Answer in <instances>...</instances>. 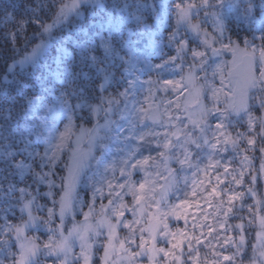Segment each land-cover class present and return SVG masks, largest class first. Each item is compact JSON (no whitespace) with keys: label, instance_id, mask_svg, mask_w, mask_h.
Wrapping results in <instances>:
<instances>
[{"label":"snow or ice","instance_id":"obj_1","mask_svg":"<svg viewBox=\"0 0 264 264\" xmlns=\"http://www.w3.org/2000/svg\"><path fill=\"white\" fill-rule=\"evenodd\" d=\"M20 7L0 0L7 46L0 51V264H41V258L92 264L99 248L101 264H139L144 258L148 264H243L244 217L230 226L227 220L244 210L246 194L256 196L252 187L235 190L245 176L253 185L264 176V159L253 172L246 154L256 150L257 136L264 140V0H29L18 14ZM144 10H150L154 24ZM201 11L205 21L212 19V33L202 28ZM173 17L165 44L164 29ZM233 20L245 24L251 38L237 31L233 39ZM30 24L37 29L31 34ZM181 27L199 49L189 51ZM145 37L148 44L141 49ZM164 47L175 55L152 65L148 49L162 56ZM228 54L231 60L223 59ZM189 55L192 63L186 65ZM142 62L148 71L171 67L172 74L182 75L141 82L137 72L143 75L145 68L137 65ZM143 84L157 87H149L141 101L137 92ZM157 90H171L175 98L155 103ZM77 118L94 122L77 126ZM245 118L247 132L233 134L229 129ZM241 143L247 147L241 149ZM229 151L244 153L231 171L235 157L215 158ZM259 151L264 157V147ZM178 171L191 172V178L183 177V188ZM135 172L143 173L138 181ZM225 183L228 187H220ZM81 186L85 192L91 188L88 200L80 197ZM248 211L259 228L249 264H264V216L251 205ZM77 214L83 219L77 221ZM210 215L222 216L219 229L234 228L238 239L228 235L220 244L217 229L207 223ZM170 220H183L184 227L173 229ZM121 230L127 235L121 237ZM216 245L234 251L224 255ZM201 247L211 260L201 256Z\"/></svg>","mask_w":264,"mask_h":264},{"label":"trees","instance_id":"obj_2","mask_svg":"<svg viewBox=\"0 0 264 264\" xmlns=\"http://www.w3.org/2000/svg\"><path fill=\"white\" fill-rule=\"evenodd\" d=\"M11 3H16L18 5H21V7L18 9V14H21L23 13V4L24 3H28L29 0H10ZM121 2H123V0H121ZM139 2L141 3H152L153 0H139ZM260 2V0H256V3L258 4ZM109 3H111V0H109ZM143 14L147 17V22L149 24H154L155 23V20L154 18L151 16L150 14V10H144ZM257 15H259V10H257ZM199 19L202 21V28H206L207 31L209 33H212V19L211 18H208L206 21L204 20V12L201 11L200 14H199ZM45 20L48 22L49 20H51V17L49 16H45ZM196 18L194 17V22H195ZM168 24L170 25L169 27H166L164 29V36H165V44L167 43V40H166V37L168 36V34L173 30V28L175 27V19L174 17L173 18H170L168 20ZM129 27H132L133 29H135V25L134 24H130ZM230 28L232 29L233 31V39H236V36H235V32H239L240 33V36H245L247 35L249 38H251V33L247 31V26L243 23H237L235 20L232 21L231 25H230ZM6 29H3V28H0V51H5L6 52V49H7V46L4 44V41H3V36H2V33L3 31H5ZM28 33L31 34L33 31H37V29L35 28L34 25H29L28 26V29H27ZM180 33H181V38H187L189 39V51L191 50V48L193 47H197L198 49L200 48V46L195 42V39L192 37L191 33L187 32V30L183 27L180 28ZM57 35H59V31L56 32ZM134 39H136V37H133ZM37 41H33V43H36ZM257 44L260 43V41H255ZM148 44V38L145 37L139 44V47L141 49L144 48V45ZM31 46V45H30ZM241 46H243L242 42H241ZM148 52L152 53L151 55H149L148 59L150 61V63L152 65H156V64H161L163 60H167V58L169 56H172V55H175V52L173 49H170L168 47H164L163 48V55H157L156 53L152 52V49L149 48L148 49ZM10 55V53H8ZM123 54V53H122ZM223 59H226V60H229V54L228 55H225L223 57ZM177 63H179V61H177ZM192 63V59H191V56H187L185 57V64H191ZM0 65H2V58H0ZM138 68H145V72L143 75H141L139 72H137V75L140 76V81L143 82V81H147L149 79V77H151L152 80L154 81H160L161 83L164 81V80H168V79H179L180 75H182V73L179 71V70H176L175 74H172L171 72V67L169 69H165V70H151V71H148L147 70V67L146 65L142 62L140 64L137 65ZM0 71H2V67H0ZM185 71H187V67H185ZM197 75H200L199 72H197ZM117 76H119V73H117ZM129 79H131V77H129ZM100 81L97 80L95 83H99ZM218 82V81H217ZM89 87H94V85H89ZM149 87H152V88H156L157 86L156 85H148V84H143V88L141 90H139L137 92V99L143 101L144 97L148 95V88ZM109 92H115L116 89L115 88H109L108 89ZM91 94V93H90ZM96 95H98L99 93H95ZM105 95H107V93H105ZM175 98V93H173L171 90H169L168 92H164L162 90H157L156 93H155V97H154V102L155 103H162L163 101H166V100H172ZM205 104H208L209 101L206 99L205 101ZM73 103H75V101L73 100ZM254 114L259 116L261 115V112L259 110H254ZM83 115L87 116V113H83ZM117 117L116 116H113V119H116ZM234 121H235V117L232 118ZM94 121L92 119H87V120H84V121H81L80 119H76L75 123L77 126H79L81 123L84 124L85 127H91L92 126V123ZM101 123H103V119L101 118L100 120ZM213 125L216 123L215 120H212L210 121ZM0 123H2V121H0ZM64 123H67V120H65L63 123H59V127L61 129H63V126H64ZM151 127V126H150ZM157 131H159L160 129L159 128H156ZM231 132H233V134H235V132L237 130H239L240 132H247V124H246V118H245V122H241L239 124H237V127H234V128H230L229 129ZM256 132L258 133L259 132V127L256 128ZM249 135H252V133H249ZM247 147L246 143H241L240 145V148L241 149H245ZM260 147H264V140H260L259 137L257 136V144H256V150L255 151H252V150H249L247 151V156L250 158L251 160V167H252V170L253 172H256L259 167H260V164H261V158L262 157V154L261 152L259 151V148ZM42 150V148H41ZM158 151V150H157ZM99 151L96 152V155L99 156ZM145 155H147L148 153L145 152L144 153ZM156 153L153 152L152 155H155ZM244 153H241V154H236V153H233L232 151H229L227 154H224L222 156L218 155L216 156L215 158L217 159H222V161H228L230 158L232 157H235L234 159H232L231 161V167L229 169V171H231V169L233 168H239L240 166V161L242 159V156H243ZM17 159H19V157H17ZM65 159H66V156H65ZM207 161L205 160L204 163H206ZM0 167H2V165H0ZM93 168H94V162H93ZM172 168L174 169H178V165H176L175 163L172 164ZM59 170V169H58ZM221 172H223V169L221 168L220 169ZM119 175V173L117 172V176ZM142 175L143 173H140V172H135L133 174V179L134 180H139L142 178ZM185 176H188L189 178H191V172L190 171H185V172H179L177 173V179L179 181V186L181 188H183V177ZM203 178V177H201ZM231 177H228V179H230ZM223 179V177H222ZM250 180H251V177L246 175L245 176V181H244V185L243 187H240L238 189H235V190H239V191H245L248 187H252L256 193V196L255 197H252L250 195H245L244 198H243V205H244V210L242 212H238L236 213V216L235 217H230L228 220H227V225H235L237 223H240V219L239 217H244V224H245V232H244V235H245V238H246V255L243 257V264H249L250 262V258L252 256V245L257 243V240H256V233L257 231L259 230L258 228V221L255 220V218L253 216L250 215L249 211H248V207L251 205L253 206V213H255L257 210H259V215H262V203H261V197L263 196V180L261 179V177H258L256 183L253 185L250 183ZM213 182L214 181V177H213ZM220 187H228L227 183H225L224 185H221ZM42 191L46 190L45 188H42L41 189ZM77 191L79 192V195L81 198H83L84 200H88L90 198V194H91V188H89L87 190V192L84 191L83 187L81 186L80 188L77 189ZM125 199L131 203V197H125ZM170 200L171 201H175V197H170ZM256 201H260V204L257 205L256 204ZM45 201L42 199L41 200V203H44ZM101 203V201L99 199H97L96 201V205H97V208H99V204ZM103 203H107V198L104 199ZM241 202L240 201H237L236 202V205L237 207H239V204ZM50 206V205H49ZM202 207H206V206H203L202 204ZM85 211L87 210V208L85 207L84 209ZM207 211L209 213H211L213 210L212 209H207ZM127 215V214H126ZM20 216V213L19 211L17 210L15 212V217H19ZM9 220H12L14 223L16 222L15 218L11 215H9ZM128 218L131 219V216L128 215ZM253 219V223L252 224H249L248 223V220L249 219ZM75 219L77 221H80L83 219L82 215L81 214H77ZM57 223L59 222L58 219L56 221ZM219 222H223V217L221 216L219 218V220L216 219V217L214 215H210L209 216V219L207 221V223L211 224L214 228L217 229V235H220L221 236V239H220V244H223V238L228 236V235H232L233 237L237 238L238 239V232L234 229V228H229L227 232L219 229ZM0 223H3L2 220H0ZM68 223V226L71 224V219L69 218V220L67 221ZM170 223V226L175 229L177 227L179 228H183L184 227V222L183 220L179 221V222H174V221H169ZM205 233H207V229H204ZM34 233L29 231L28 232V235H33ZM120 236L121 237H124L125 235H127V232L125 230H121L120 231ZM39 235L41 236L42 239H47L46 235H44L43 233H39ZM214 244H215V240L212 241ZM79 246L77 245L75 248H74V252L75 253H79ZM216 251H220L222 252L224 255H230L233 253L234 251V248L232 247H228V246H225V248H221L220 245H216ZM200 253H201V256H204L205 254H208V258L209 260L212 259L211 257V254L208 253V250L206 247H201L200 248ZM103 254V249L102 248H99V249H94V256H93V261H92V264H101V261H100V256H102ZM81 261H77L76 264H80ZM5 264H7V261H5ZM41 264H54V261L52 259H44V258H41ZM139 264H148V261H147V258H144L142 261L139 262ZM223 264H228V262H223ZM237 264H240V261L238 260L237 261Z\"/></svg>","mask_w":264,"mask_h":264},{"label":"rangeland","instance_id":"obj_3","mask_svg":"<svg viewBox=\"0 0 264 264\" xmlns=\"http://www.w3.org/2000/svg\"><path fill=\"white\" fill-rule=\"evenodd\" d=\"M48 22H50V20H49ZM229 60H231V55H230V54H229ZM260 158H261V161H262V159H264V157H260ZM261 179L263 180V196L261 197V200H260V201H261V203H262V205H263V206H262V210H263V211H262V212H263V213H262V216H264V176H261ZM70 225H71V224H70ZM70 225H69V226H70ZM258 231H259V230H258ZM258 231H257V232H258ZM79 251H80V250H79ZM80 264H83V262L81 261Z\"/></svg>","mask_w":264,"mask_h":264}]
</instances>
